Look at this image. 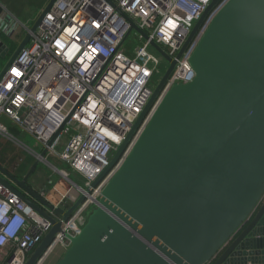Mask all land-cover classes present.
<instances>
[{"label": "water", "instance_id": "1", "mask_svg": "<svg viewBox=\"0 0 264 264\" xmlns=\"http://www.w3.org/2000/svg\"><path fill=\"white\" fill-rule=\"evenodd\" d=\"M220 1L210 0L177 58ZM29 36L15 46L0 78ZM152 45L169 66L87 191L118 161L175 64ZM9 49L0 37V57ZM189 64L193 79L174 83L162 97L80 231L65 234L69 246L55 264H264V0H226ZM37 163L38 158L22 177L0 165V182L51 224L25 264L45 255L61 221L84 199L80 195L66 209L53 207L44 198L46 188L38 191L27 182Z\"/></svg>", "mask_w": 264, "mask_h": 264}, {"label": "built area", "instance_id": "2", "mask_svg": "<svg viewBox=\"0 0 264 264\" xmlns=\"http://www.w3.org/2000/svg\"><path fill=\"white\" fill-rule=\"evenodd\" d=\"M225 1L207 13L178 58L210 0H54L33 32L25 26L28 42L0 78V117L28 132L82 178L83 184L76 183L52 166L67 188L53 184L46 189V201L66 209L84 195L36 264L56 248L63 252L69 246L65 234L80 231L162 97L174 83L193 79L189 57ZM132 32L138 45L127 40ZM152 42L175 64L118 161L87 191L108 167L169 66ZM0 131L10 136L1 122ZM50 226L0 182V264H25Z\"/></svg>", "mask_w": 264, "mask_h": 264}, {"label": "rangeland", "instance_id": "3", "mask_svg": "<svg viewBox=\"0 0 264 264\" xmlns=\"http://www.w3.org/2000/svg\"><path fill=\"white\" fill-rule=\"evenodd\" d=\"M38 10V13H40L41 10ZM133 37L132 32L127 40L133 46L138 45L139 42ZM12 51L13 48H10L6 55L0 57V71L9 60ZM0 122L6 126L10 135L6 136L0 131V165L17 176L24 175L37 160V155L34 152L40 154L43 149L28 132L21 130L9 119L1 116ZM52 166L68 174L72 181L83 184L80 176L74 175L65 163L47 151L43 157L38 158V163L29 178L30 183L37 190L43 188L49 190L53 187L54 182L60 178V175L53 170ZM59 257V252H51L40 264H55Z\"/></svg>", "mask_w": 264, "mask_h": 264}, {"label": "crops", "instance_id": "4", "mask_svg": "<svg viewBox=\"0 0 264 264\" xmlns=\"http://www.w3.org/2000/svg\"><path fill=\"white\" fill-rule=\"evenodd\" d=\"M49 0H0V37L10 48H15L38 17V9L43 10ZM30 24V25H29ZM14 45V47H11ZM61 190L67 188L60 178L54 182ZM54 197L56 193H53ZM58 198V197H57Z\"/></svg>", "mask_w": 264, "mask_h": 264}, {"label": "flooded vegetation", "instance_id": "5", "mask_svg": "<svg viewBox=\"0 0 264 264\" xmlns=\"http://www.w3.org/2000/svg\"><path fill=\"white\" fill-rule=\"evenodd\" d=\"M12 174H13V172H12ZM13 175H15V176H17L16 174H13ZM23 175H20V176H18V177H22ZM30 185H32L31 183H30V181L28 180L27 181ZM33 186V185H32ZM33 188L35 189V190H37L34 186H33ZM43 189H45V188H43ZM40 190H42V189H40ZM39 191V190H38Z\"/></svg>", "mask_w": 264, "mask_h": 264}, {"label": "trees", "instance_id": "6", "mask_svg": "<svg viewBox=\"0 0 264 264\" xmlns=\"http://www.w3.org/2000/svg\"><path fill=\"white\" fill-rule=\"evenodd\" d=\"M11 47H14V45H11ZM54 251H55L56 253L59 252L60 256H61V254L63 253V252H61V250L58 249V248H56Z\"/></svg>", "mask_w": 264, "mask_h": 264}, {"label": "bare ground", "instance_id": "7", "mask_svg": "<svg viewBox=\"0 0 264 264\" xmlns=\"http://www.w3.org/2000/svg\"><path fill=\"white\" fill-rule=\"evenodd\" d=\"M49 255V254H48Z\"/></svg>", "mask_w": 264, "mask_h": 264}]
</instances>
